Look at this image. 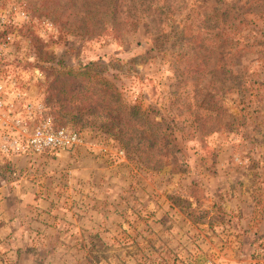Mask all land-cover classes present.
Masks as SVG:
<instances>
[{"label": "rangeland", "instance_id": "1", "mask_svg": "<svg viewBox=\"0 0 264 264\" xmlns=\"http://www.w3.org/2000/svg\"><path fill=\"white\" fill-rule=\"evenodd\" d=\"M89 62L94 108L56 73ZM40 124L82 145L5 151ZM21 179L101 218L60 258L36 243L10 256L1 233L0 264H264V0H0L6 209Z\"/></svg>", "mask_w": 264, "mask_h": 264}, {"label": "crops", "instance_id": "2", "mask_svg": "<svg viewBox=\"0 0 264 264\" xmlns=\"http://www.w3.org/2000/svg\"><path fill=\"white\" fill-rule=\"evenodd\" d=\"M46 176L43 178L46 179ZM20 182L25 187L16 185V191L20 190L23 194L22 200L8 209L5 208L4 202H0V234L4 236L3 244L12 245L8 247L12 248L10 256L14 254V250L17 253L20 249L32 246L34 243L46 248L50 252L49 258L56 256L60 258L63 253L66 256L68 252H71L68 246L72 244V241L71 244L69 241L72 238L71 233L81 230L85 227L84 224L91 222L94 217L98 220L101 218L99 211L92 206H86V209L79 211L72 209L70 205L60 206L56 203L57 199H48L47 197L51 194L46 197L45 191L50 193L51 190L45 185L41 184L43 188H39L35 184L26 185L30 183L29 181L21 179ZM49 245L50 247L47 248ZM20 255L25 256L23 251ZM29 260L40 261L35 260L34 257Z\"/></svg>", "mask_w": 264, "mask_h": 264}, {"label": "built area", "instance_id": "3", "mask_svg": "<svg viewBox=\"0 0 264 264\" xmlns=\"http://www.w3.org/2000/svg\"><path fill=\"white\" fill-rule=\"evenodd\" d=\"M81 145L82 137L77 130L69 126L54 128L40 124L24 140L14 138L3 148L7 153L10 150L12 155L23 153L29 156L76 149Z\"/></svg>", "mask_w": 264, "mask_h": 264}, {"label": "trees", "instance_id": "4", "mask_svg": "<svg viewBox=\"0 0 264 264\" xmlns=\"http://www.w3.org/2000/svg\"><path fill=\"white\" fill-rule=\"evenodd\" d=\"M94 65L93 62H89L88 64L84 65V66H80L77 69H63V70H58L56 71V73L58 75H61L62 78H65V82L67 81L68 83H71L73 80H78L81 79L80 81V86L76 87L74 85V90H80L82 89L81 93L79 95H81V98L79 100H77L78 104H89L92 106V108L95 107V103L99 100V99H93V96L91 95V92H94L95 96H99L101 95V93L99 91L96 90L97 84H98V80L101 81L100 77L95 76V75H91L90 71H91V67ZM74 75V76H73ZM104 95V94H103ZM116 97H119V95H115ZM122 104L123 107V113L124 111H126L127 109H134V108H129L127 105H125L124 103H120V105ZM111 111V109H109ZM108 112V110L106 111V113ZM115 112V111H114ZM115 116V115H113ZM112 116H110L111 118ZM119 119L118 122L122 125L123 129L119 132V135H123L127 132H130V136H133V129H132V125L131 122L127 119L129 117V114H125L121 117V115H118ZM113 120H116V117L112 118ZM124 119V121H123ZM80 133V132H79ZM108 133V132H107ZM114 136V135H112Z\"/></svg>", "mask_w": 264, "mask_h": 264}]
</instances>
